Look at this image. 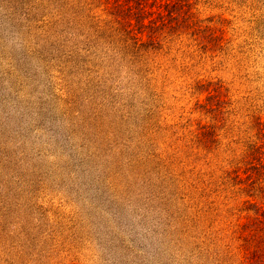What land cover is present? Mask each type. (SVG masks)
<instances>
[{"label":"rangeland","instance_id":"obj_1","mask_svg":"<svg viewBox=\"0 0 264 264\" xmlns=\"http://www.w3.org/2000/svg\"><path fill=\"white\" fill-rule=\"evenodd\" d=\"M0 264H264V0H0Z\"/></svg>","mask_w":264,"mask_h":264},{"label":"trees","instance_id":"obj_2","mask_svg":"<svg viewBox=\"0 0 264 264\" xmlns=\"http://www.w3.org/2000/svg\"><path fill=\"white\" fill-rule=\"evenodd\" d=\"M102 1H104L105 3H108L109 0H102ZM135 1H137V0H135ZM132 10H133V8H132ZM132 13H133V12H132ZM57 21H58V20H57ZM69 23H70V24L72 23L71 20H70L69 18L65 17V16L57 22V24H60V26H58V29H57V30H59V32L62 33V36L67 35L68 32L71 30V27H70ZM100 29H101V28H100ZM98 30H99V29H98ZM100 31H101V30H100ZM100 31H98V33H99ZM98 37H99V35H98ZM139 41H140V40L135 39V41L133 42V46H132V48H133L135 51H139L140 47L142 46V44H141ZM139 45H140V46H139ZM132 54L134 55V54H136V52H132ZM88 63H89V61H88ZM132 64H133V62H132ZM143 78H145V77L142 76V80H143ZM140 80H141V79H139V81H140ZM97 82H98V81H97ZM103 82H105V81H103ZM96 85H97V84H96Z\"/></svg>","mask_w":264,"mask_h":264}]
</instances>
